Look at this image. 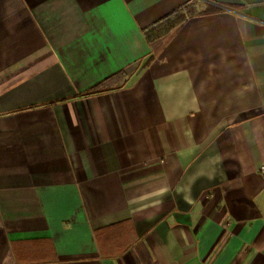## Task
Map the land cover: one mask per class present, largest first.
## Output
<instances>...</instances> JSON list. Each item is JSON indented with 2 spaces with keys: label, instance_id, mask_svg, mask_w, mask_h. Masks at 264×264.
Masks as SVG:
<instances>
[{
  "label": "crops",
  "instance_id": "obj_1",
  "mask_svg": "<svg viewBox=\"0 0 264 264\" xmlns=\"http://www.w3.org/2000/svg\"><path fill=\"white\" fill-rule=\"evenodd\" d=\"M262 165L264 0H0V264H264Z\"/></svg>",
  "mask_w": 264,
  "mask_h": 264
},
{
  "label": "trees",
  "instance_id": "obj_2",
  "mask_svg": "<svg viewBox=\"0 0 264 264\" xmlns=\"http://www.w3.org/2000/svg\"><path fill=\"white\" fill-rule=\"evenodd\" d=\"M191 4L184 6L183 8H181L179 10H176L175 12L169 14L163 20L158 22V24L160 23L159 25H161L164 21L172 19L169 27H167L165 30H162L160 32L161 33H168L169 31H171L172 29H174L175 27H177L178 25L183 23L188 18H190V17H192V16H194L196 14L204 13V12H208V11L212 10L211 7H207L205 9H203L202 11H198L197 12L194 8L191 7ZM158 26H157V28H158ZM149 33L151 34V30L148 31V34ZM158 35H159V33H155V35L152 34L151 38H154V37H156Z\"/></svg>",
  "mask_w": 264,
  "mask_h": 264
},
{
  "label": "rangeland",
  "instance_id": "obj_3",
  "mask_svg": "<svg viewBox=\"0 0 264 264\" xmlns=\"http://www.w3.org/2000/svg\"><path fill=\"white\" fill-rule=\"evenodd\" d=\"M191 7L194 8L197 12L202 11L206 7L198 5L196 2H192ZM172 19L164 21L161 25L158 26L159 31L165 30L167 27H169Z\"/></svg>",
  "mask_w": 264,
  "mask_h": 264
},
{
  "label": "built area",
  "instance_id": "obj_4",
  "mask_svg": "<svg viewBox=\"0 0 264 264\" xmlns=\"http://www.w3.org/2000/svg\"><path fill=\"white\" fill-rule=\"evenodd\" d=\"M260 173L264 176V165L260 167Z\"/></svg>",
  "mask_w": 264,
  "mask_h": 264
}]
</instances>
